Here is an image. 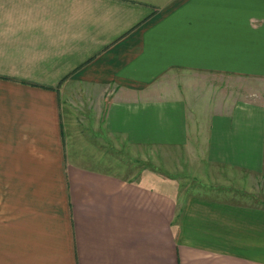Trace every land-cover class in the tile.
<instances>
[{
    "label": "crops",
    "instance_id": "crops-1",
    "mask_svg": "<svg viewBox=\"0 0 264 264\" xmlns=\"http://www.w3.org/2000/svg\"><path fill=\"white\" fill-rule=\"evenodd\" d=\"M264 0H0V264H264Z\"/></svg>",
    "mask_w": 264,
    "mask_h": 264
},
{
    "label": "rangeland",
    "instance_id": "rangeland-1",
    "mask_svg": "<svg viewBox=\"0 0 264 264\" xmlns=\"http://www.w3.org/2000/svg\"><path fill=\"white\" fill-rule=\"evenodd\" d=\"M206 93L211 91L213 99H240L253 95L256 100H264V84L257 79H244L218 75H205Z\"/></svg>",
    "mask_w": 264,
    "mask_h": 264
}]
</instances>
